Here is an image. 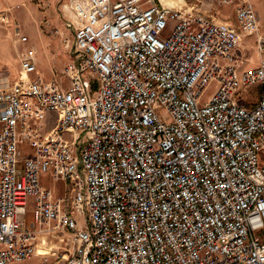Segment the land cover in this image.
Returning <instances> with one entry per match:
<instances>
[{
	"label": "built area",
	"instance_id": "1",
	"mask_svg": "<svg viewBox=\"0 0 264 264\" xmlns=\"http://www.w3.org/2000/svg\"><path fill=\"white\" fill-rule=\"evenodd\" d=\"M164 2L68 0L66 86L20 59L0 91V264H264V35L251 5L237 29Z\"/></svg>",
	"mask_w": 264,
	"mask_h": 264
},
{
	"label": "rangeland",
	"instance_id": "2",
	"mask_svg": "<svg viewBox=\"0 0 264 264\" xmlns=\"http://www.w3.org/2000/svg\"><path fill=\"white\" fill-rule=\"evenodd\" d=\"M144 2L148 0H143ZM159 4V0H150ZM164 4L173 5V1L182 5L197 6L202 14L213 22L224 23L238 29L237 11L244 5H251L255 18L259 22L260 34L264 35V0H233L224 4L221 0H164ZM68 0H32L26 4H13L0 6V40H4V52L0 47V87L6 88L15 84L22 75L20 59L24 56L34 58L35 72L30 74L32 79L41 78L45 83L58 80L63 86L68 85L67 69L75 63L72 34L66 29V23L71 18L68 10L64 8ZM6 16L8 23L1 20ZM31 28L39 30L43 36L40 46H32L27 35ZM28 38V43H20L17 33ZM70 39L69 46L65 43ZM1 46V44H0ZM32 46V47H31ZM8 53V55L6 54ZM5 54L7 59H3ZM237 55L245 60V66L254 67L261 60L262 54L257 46V36L252 35L243 40ZM260 89H254L248 98V105L260 99ZM212 94L207 90L204 101ZM257 94V95H256ZM49 126L48 129H50ZM45 186L57 190V197H64L66 188L52 182L49 178L43 180ZM35 204L33 199L28 200L27 225L31 227L34 222ZM82 219V218H81ZM82 221V220H80ZM264 240V231L259 232ZM23 264H36L32 263Z\"/></svg>",
	"mask_w": 264,
	"mask_h": 264
},
{
	"label": "crops",
	"instance_id": "3",
	"mask_svg": "<svg viewBox=\"0 0 264 264\" xmlns=\"http://www.w3.org/2000/svg\"><path fill=\"white\" fill-rule=\"evenodd\" d=\"M30 1H32V0H0V6H3L4 4H6L5 6H8L9 7V5H13V4L14 5L15 4H26V3L30 2ZM28 31H30V33L28 32L27 35L30 38V43H32L31 45L32 46H40V44L43 43V36L39 32V30H37L36 28H31ZM0 44H1V46H0L1 47V50L4 52L6 43L4 44V40L1 39L0 40ZM6 54L8 55V53H6ZM6 57L7 56L5 54H3V57L2 58L3 59H7ZM0 89H2V88L0 87ZM46 178H49V177H44L43 180L46 179ZM57 184L58 185H62V187L59 188V189H62V188L65 187L64 183H62V182L61 183H57Z\"/></svg>",
	"mask_w": 264,
	"mask_h": 264
},
{
	"label": "bare ground",
	"instance_id": "4",
	"mask_svg": "<svg viewBox=\"0 0 264 264\" xmlns=\"http://www.w3.org/2000/svg\"><path fill=\"white\" fill-rule=\"evenodd\" d=\"M14 85V84H13ZM13 85H11V86H13ZM11 86H9V87H7V88H10ZM7 88H2V89H0V91H2L3 89H7ZM44 177H49V176H44ZM43 177V178H44ZM43 178H42V185L44 186V187H47V188H51V187H49V186H45V184H43ZM50 178V177H49ZM50 180L52 181V179L50 178ZM52 182H54V181H52ZM54 183H61V182H54ZM51 189H53L54 191H55V196L57 197V191H56V189H54V188H51ZM59 198V197H58Z\"/></svg>",
	"mask_w": 264,
	"mask_h": 264
}]
</instances>
